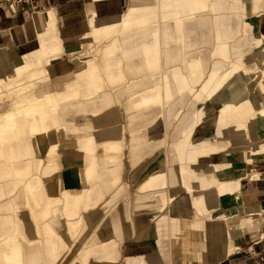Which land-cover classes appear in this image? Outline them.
Listing matches in <instances>:
<instances>
[{
	"label": "bare ground",
	"instance_id": "1",
	"mask_svg": "<svg viewBox=\"0 0 264 264\" xmlns=\"http://www.w3.org/2000/svg\"><path fill=\"white\" fill-rule=\"evenodd\" d=\"M95 1L101 2L100 0ZM209 1L145 0L139 4H129L123 11L115 15L99 17L94 12H86L85 17L80 21V35L67 41L69 54L85 55L89 51L94 53L100 59L102 72L112 80H119L124 73L132 78L144 74L131 87L148 90L140 100H131L126 104L129 111L138 106L146 109L133 118L135 122L142 120L147 125L152 123V127H154L157 121L153 119L149 108L159 107L161 104L167 106L179 99L182 93L189 92L195 87H199V93L210 99L214 108L220 112L208 120L213 125L212 134L192 143L195 162H190L191 166L180 168L176 184H173L167 177L165 154H157L155 149L160 137H163L164 141V125L159 133V130L152 131L151 136L155 137L148 140L134 136V130H131V136L134 137L131 145L132 164L140 165L146 158L154 154L137 173L146 176L144 182L140 184V190L153 191L139 196L140 198L136 200V208L140 215L136 222L137 240L127 248V251L134 253L137 249L149 248L147 251L140 250L143 251L142 257L137 264H182L186 258L176 249L177 237L181 235V232L185 234L184 236L195 235L205 243L210 240H215L217 243L232 241L242 234L244 224H249L250 220L242 219L237 214H229L228 209L231 206L239 208L242 205L248 208L250 207L249 200L258 197L257 191L253 188L252 178L244 176L246 174L245 167L243 169L242 166V170L239 172L242 180L238 182V178L232 179V174L221 171V167L216 165V156L214 159L211 154L227 147L233 155L235 153L241 155V152L244 154L247 152L256 153L258 150L264 149V143L254 145L249 149L242 145L236 131L231 135L227 132V127L234 124L237 113L244 118L251 111V102L248 101L250 107L246 108L244 104L240 103L248 96L246 91L248 79L253 80L248 83V87H251L252 91L257 84L264 82V59L259 63L262 65L259 69L261 72L251 75L252 71H248L243 63L246 50L231 46L232 36L236 33L235 28L230 25L235 26L236 23H239V18L221 14V11L232 7L244 10L247 0H236L234 5L230 3V0H213L208 6ZM209 10L218 13L215 16L218 26L215 39L212 35V19L208 16ZM42 16L44 20L42 18L39 20L42 19L45 28L35 33L36 48L11 57L6 48L0 45V80L6 82L7 79H13L6 83L11 85L10 93L14 95L12 107L0 113V156L21 158V155H34V152L42 149L43 144L47 143L54 134L45 136L48 134L47 126L52 121L63 123L62 111L75 110V115L76 113L81 114L78 118L82 119V124L59 126L63 131H69L66 166L74 169V177L62 181L59 186H75L80 183L81 176L86 182L94 179L93 162L82 161L77 150L87 154L94 152L92 133L96 132L91 131V126L96 121L110 119L108 112H102L110 105V95L107 92L101 93L84 104L79 102L74 94L79 86L77 80L72 79L73 72H71L70 78L62 81L61 90L43 91L38 94L40 86L50 81L49 65L51 61L58 59L61 55L56 11L46 9ZM259 21L260 19H256V22ZM254 36L257 41H261L264 34L256 32ZM90 39L93 42L86 50L83 43ZM97 42H100L99 44L103 42L99 50L95 49ZM29 55L34 56L35 60L28 62L23 58ZM90 63L87 61L78 66V71H81L84 78L93 77V67L96 66ZM253 64H249V67ZM21 74H23L22 77H20ZM3 82L0 81V85ZM224 91L229 94V102L221 107L218 100ZM15 92L19 95L17 101H15ZM86 105L89 107L88 112L83 109ZM238 105L243 107L241 112L233 110ZM160 117H163V111ZM76 118L77 116L70 118L71 122L78 121ZM107 120L98 126L106 125ZM262 121L264 122V111H260L256 119L247 121V126L251 128L256 122ZM100 129H97V134L100 133ZM107 134L108 132H104V135ZM43 136H45L44 139L41 138ZM180 149L181 146L175 152ZM109 151L108 148H105L104 157L107 163H110V158L107 155ZM52 158L53 154H50L48 161L43 166L46 171L51 173L54 171ZM253 161L252 159L244 160L249 167ZM19 163L16 167L17 175L28 174L30 162L20 161ZM113 180L116 183L118 177L114 176ZM36 181L40 182L39 179ZM100 182L105 186V182ZM231 183H238L237 190L235 192L224 191ZM210 187H216L213 189H217V191H206ZM196 189L199 190L196 191ZM33 190V186L25 184L24 192ZM218 195L222 200L221 203L219 202L222 207V211H220L222 215L198 219L195 222H192L193 217H191L188 220L189 225L185 228H178L174 223L175 212L179 211L173 206L177 196L193 200L192 202L199 199L200 203L210 201L213 206H216ZM63 198L66 201V209L69 202H72L75 215L83 195L75 189L71 195L63 194ZM168 203V209L165 211ZM18 205L19 202L16 201V226L20 222L27 230L30 225V231H34L33 217L28 222L23 220L21 218L23 210L19 209ZM33 205L40 204L34 201ZM48 205L51 204L48 203L42 214H39L38 221H44L46 217L50 216L51 207ZM10 209L7 208V210ZM203 209L205 211V208ZM17 218H19V222L16 221ZM3 221L5 235L11 234L13 222L8 218ZM108 227H114L115 230L106 233V238L120 231V225L115 218L104 222V228L108 229ZM44 231L51 232L48 226L44 227ZM151 231L156 236L158 251L148 244ZM99 238L102 239L103 235H100ZM224 243L222 242L217 247H222ZM63 247L64 243L61 240L55 241L49 251V258L55 261L57 252L61 251ZM23 249L24 246L21 243L11 238L6 247L0 248V264H25L27 260ZM32 249L36 252V247ZM98 251L99 259L96 262H92L94 258V252H92L81 257L83 264H114L118 260L116 247L113 243L101 245ZM232 253V249L225 250L226 257H230ZM36 259H38L37 256L33 258L34 264L37 262ZM188 261L190 264H201L193 250L190 251ZM75 264H80L79 260H76Z\"/></svg>",
	"mask_w": 264,
	"mask_h": 264
},
{
	"label": "crops",
	"instance_id": "2",
	"mask_svg": "<svg viewBox=\"0 0 264 264\" xmlns=\"http://www.w3.org/2000/svg\"><path fill=\"white\" fill-rule=\"evenodd\" d=\"M100 1L101 2H94V0H31L29 4L17 9L15 13L10 12L6 8H1L0 45L6 48L8 55L11 57L27 53L30 50L36 48L37 44L35 33L42 31L45 28V24L41 20L43 19L42 15L47 8H53L56 11L57 26L60 31V37L64 40V42L67 43L69 39H75L80 35V21L85 17L86 12H94L99 17L115 15L123 11L125 6L133 3L139 4L145 0ZM261 11L262 13H264V8ZM39 18L42 19L39 20ZM247 21L236 23V25L234 26L236 33L234 34V45L237 48H243L246 50L243 56V63L246 65L248 71H255L258 68L260 61L264 59V40L257 41L255 39L254 35L256 33V26L253 22L248 23ZM262 30L264 32V20ZM70 58L71 56L67 53L63 57L51 61L49 65L50 81L40 86L38 94L43 91L61 90L62 81L70 78V74L74 69L73 61ZM251 63L254 64L253 66L249 67V64ZM143 75L144 74H142V76ZM142 76L138 75L135 78H132L128 77L124 73L119 80H112L106 74L101 72L98 67H93V77L88 79L79 76L77 78L79 87L76 90V98L79 102L84 104L86 101L91 100L96 95L106 92L111 93L115 105L119 107V109L123 113L122 116L124 117V127L122 125L123 130H125L124 141L117 139L119 136L114 138H112L111 136L110 138L109 135L108 137H101L100 140L96 139V137H93L94 152L92 154H87L77 150L82 161L93 162L95 176L94 179H92L90 182L83 181L81 176L80 183L76 184L75 186H59L62 181L69 180L74 177V169L66 166L69 150L67 134L59 136V148L55 149V147H53V150L50 152H48L47 150L46 152L39 154V156L37 157L29 156V158H27V161L30 162V165L31 161L33 165L29 167V178L26 180L25 184L33 186L34 190L31 192L25 191L26 199L21 204V208L26 209V207H28L30 210H23L21 218L23 220H28L33 217L35 221V230L15 232V241L21 243L24 246V255L27 260L25 264H34L33 258L35 256L38 257L35 264H58L60 261V264H75L76 260H79L80 264H83L81 259L83 255L94 252V257L98 256L99 247L103 244L108 243H113L115 245L117 255L119 257V248L121 246L120 244H122V241L124 239L130 236V230L124 229L120 221L118 220L120 231L106 238V233H108L109 231L114 232L115 229L114 227H108V229H105L104 225L103 227H101V224L106 220H112L114 217L106 214L100 218V211L104 209V207L108 206L110 201L114 200L120 193V189L124 180V169L123 165L119 163H121V159L124 158V149L126 150V147L124 148V145L126 144H128L126 158L132 159V139L130 136L131 128L132 130H134V136H139L140 138L147 139L148 135L145 134V130L148 127L152 126V123L147 125L146 123L142 122V120L137 122L133 121V118L137 116V114L145 111L146 109L138 106L128 112L126 108V104L129 103V101L135 99L140 100L143 94H145V92L148 90L134 89L131 87L132 84L138 79H141ZM228 95L229 94L226 91H224L220 95L218 101L222 102L219 103L221 107L229 102ZM185 96L186 91L181 94L182 98ZM249 101L251 102L254 111L257 112L261 109H264V82L259 83L256 85V87H254L253 92L249 95ZM148 110H151L153 119L158 122V119L161 116L160 114H162V110L159 107H151ZM185 110L186 109H183V112ZM78 114L79 113H76V115ZM235 116L236 119L234 124L232 123L227 127V132L229 135L233 134V132L236 131V134L241 139L242 145L246 147L264 143V124L257 123L251 128H248L246 119H244L239 113H237ZM133 122L135 123L132 125ZM176 124L177 122H174L172 124L170 128L172 129L171 134L173 133ZM138 129H140L141 132H139ZM212 130V123L210 121H204L197 127L194 134V139H204L205 137H208L212 134ZM119 132L121 134V128ZM171 134L168 132V136H171ZM106 138L110 139L106 140ZM168 138L169 137H167V141ZM61 144H63V147H61ZM105 148H108L110 150L107 153L108 157L110 158V163H107L104 157ZM50 154H53L52 161H55L54 164L52 162V166H57V173L54 175H50L51 173H47L43 168V166L48 161ZM240 154L241 155L235 153V155H233L226 153L223 150H219L211 154V157L214 158L216 156L215 158L217 159L214 158L217 162L216 165L220 166L221 171L226 174H237L242 170V166L243 169L245 167V169L247 170L249 165L248 163H245L244 160L255 159L257 161L256 163H258V160L260 158H263L264 160V149L258 150L256 153L247 152L246 154H244L243 152H241ZM153 155L146 158L142 164L135 165L138 167L133 169L132 173H129L128 181L131 188L138 182L137 178L139 177H137V173H139L143 165L149 159H151ZM36 160H40L43 162L40 168L34 166ZM0 165L2 171L3 169L9 171V168L7 169L6 167H4L1 158ZM251 165H254V163H252ZM262 167H264V164L259 168L263 170L264 168ZM1 168L0 210H2L5 205L12 203V200L15 198L16 194L15 185L12 187L13 182L11 181V179L7 176L5 178L3 177ZM48 176L55 177V182L51 184L50 178H47ZM114 176L118 177V181L116 183L113 180ZM37 179H39L40 182L36 181ZM100 181L105 182V186H103ZM237 186L238 183H231V185L228 188L224 189V191L235 192L237 190ZM253 188L258 193L257 204L264 206V181L255 182ZM75 189L78 193H81L83 195V198L77 206V211L74 215L75 211L73 210L71 201L69 202L70 204L66 209V201L63 198V194L71 195L72 191H74ZM111 191L112 193L109 197L107 194ZM34 201H36L40 205H33ZM48 203L51 204L48 205L49 207H51L50 216L46 217L44 221H38L37 217L39 216V214H42L43 208H45ZM176 203H178V201ZM176 203H174V207ZM37 207L41 209L37 210ZM202 207L207 209V211L205 210L204 212L205 216L211 217L222 215L219 206H213L210 201H204L199 206H196L191 202L188 203L186 209L181 212L182 214H178L177 217H187L191 215V213H193L195 210H197L198 208L201 209ZM258 210L259 206L257 205L256 211ZM235 213L236 212H232V214ZM10 215V212L5 213L0 211V218L2 219L10 217ZM45 226H48L51 232H45ZM89 228L95 231L93 239L94 241L87 246L90 248L88 249V251H85L87 247H85L86 245L82 244V246H80V249L76 250V245H78L79 242L83 241V231H86ZM125 233H127L128 235H126ZM241 233L242 234L237 236L235 239H232V241H227L226 243H224L222 247H217V244H214V246L208 245V242H203L195 235L178 236L176 249L181 252L186 258L182 264H190L188 261V256L190 254V251L192 250L196 252V256L198 257L199 262L201 261L198 255H201V253H197L202 251H209L210 264H264V216L260 219L259 223L245 225L242 228ZM4 234L5 232L0 230V248L3 245L1 241L3 240ZM42 234H46V240L44 241L41 240ZM100 235H103L102 239L99 238ZM154 237L155 250L158 251L156 236L154 235ZM57 240H61L64 243V247L61 251L57 252V259L55 261H52L49 258V251L53 243ZM132 244L133 243L125 244V250L120 264L130 263L133 256L137 255V253L129 254L127 251V248ZM33 247H36V252L34 251V249H32ZM182 247L186 249V252L182 250ZM228 249L233 250V253L230 257L225 256V250ZM63 254H65V257L62 259ZM220 255H223L222 258H224V260L219 258ZM117 263L118 260L114 264Z\"/></svg>",
	"mask_w": 264,
	"mask_h": 264
},
{
	"label": "rangeland",
	"instance_id": "3",
	"mask_svg": "<svg viewBox=\"0 0 264 264\" xmlns=\"http://www.w3.org/2000/svg\"><path fill=\"white\" fill-rule=\"evenodd\" d=\"M213 0H210L207 5H211V2ZM236 0H230V3L232 5H234ZM264 8V0H247V2L245 3V9L244 10H240L237 9L235 7H232L226 11H221V14L224 16H232V17H238L239 18V23L243 22V21H247L248 23L253 22L256 26V32H259L260 34H264L262 27H263V18H264V13H262V9ZM47 9H51L54 10L53 8H47ZM218 13L214 12L213 10H209L208 12V16L212 19V35L213 38H216V34L218 33V26H217V22L215 21V16H217ZM256 19H260L259 22H256ZM199 26V25H197ZM232 28H234V25L231 24L230 25ZM234 39L235 36H232V44L231 46L233 48H237L233 43H234ZM60 42L59 44L61 45L60 51H61V55L59 58L63 57L65 54H69L67 46L68 43L64 42V40L60 37L59 38ZM262 40H264V37L262 38ZM93 41L92 39L88 40L87 42L83 43V47H85L86 50H88V46L89 44H91ZM100 42H97L95 49L99 50L101 48V45L103 44V42H101V44H99ZM87 52V51H86ZM71 56V60L73 61L74 64V69H73V75H72V79H76L80 76V77H85L84 75H81V71H78V66L82 63H85L87 61H90L92 65L98 67L100 69V71L102 72V65L100 62V59L92 52H88V54L85 55H78V54H69ZM23 58L26 59V61L28 62H32L35 60L34 56H24ZM58 58V59H59ZM217 59V57H215ZM57 60V59H56ZM215 60V59H214ZM16 64V63H15ZM262 65H259L257 70L252 71L251 75H255L256 72H261V70L259 71V69H261ZM23 74L20 75V77H22ZM16 79V76H15ZM13 79H7L6 82H10ZM1 82H3L2 80H0ZM252 79H248L246 81V91L248 92V96L246 97V99H244V101H241V105L244 104L245 108L246 107H250L249 106V95L253 92L251 90V87H248V83L252 82ZM6 82H3L2 85H0L1 88V92H0V113L9 110L12 107V104L14 102V95H12L10 93V90H12V88L10 87L11 85H7ZM6 87H10V88H6ZM75 97H76V90L74 91ZM110 95V105L107 109L102 110V112L104 113H109L108 118H110L109 120H107V124L103 125V126H98V124H103L105 122V120H100V121H96V123H94L91 127H92V132H96V133H92L93 137H96V139L100 140L101 137H109L114 138L119 136L117 139L124 141V134H125V130H123L124 127V117L122 116L123 113L121 112V110L119 109V107L117 105H115L112 94L108 93ZM5 97V98H4ZM225 97V96H222ZM19 95L17 94V92H15V101L19 100ZM184 98V99H183ZM180 97L179 99L173 101L172 103H170L167 106H163L162 104L159 105V107L161 108V110L163 111V117H164V123H163V117H159L158 119V124H156L154 127H148L145 130V134H147V139H153L155 136H151L150 133L154 130H159L158 133L160 132L162 126L164 125V141L162 140L163 137L159 138V141L157 143L156 146V153L157 154H165V159H166V172H167V177L169 178V180L173 183L176 184L177 183V179L179 176V171L180 168H184L187 166H191L189 165L190 162L193 163L195 162V157L193 155L192 152V143L194 141H196L194 139V134L195 131L197 129V127L199 125H201L204 121H208L210 119H212L216 113H220L218 109H215L214 106L212 105V102L210 101V99H208L207 97L203 96L201 93H199V87H195L193 88V90H190L189 92H186V96L185 97ZM183 99V100H182ZM250 102V101H249ZM187 105H186V104ZM218 103H222V102H218ZM185 104V105H184ZM184 105V106H183ZM157 106V105H155ZM183 107V108H182ZM182 108V111H181ZM66 109V108H65ZM83 109L88 112L89 111V107L88 105L84 106ZM183 109H186L183 112ZM233 110H237L240 111L243 110V107L241 108L240 105L236 106L235 109ZM245 110V109H244ZM128 112H130L127 109ZM260 111H264V109H261L259 111H254L253 107L251 109V111L249 113H247V115L244 116V119H246V121H251L252 119H256V117H258V114ZM75 110H71V111H62L61 113V118L63 120V123H56L55 121H52V123L49 124V126H47L48 128L46 129V132H48L47 135H51V133H54L52 138H50V140L43 144V148L39 149L37 151L34 152V155H21V158L15 157V158H11L12 156H9L8 158L4 155L0 156V158L3 161V165L4 167H6L8 170H4L2 171L1 165V172L3 173V177L5 178L6 176L9 177L11 179L12 183V187L15 185V190H16V194H15V198L12 200L13 202L10 204H7L4 206V208L2 210H0L1 212H5L8 213L10 212L11 215L10 217H8L9 220H11L13 223V231L11 232V234L9 235H5L3 237L2 242V247L4 248L7 246L8 241L11 238L15 239V232H22L27 230L25 228V226L23 227L21 225V223L19 222V218L16 219L17 222H19V226L15 224V208H17L15 206L16 201L19 202L18 208L24 211H29L30 209L28 207H26V209L21 208V204L25 201L26 199V193L24 192V184L26 183V180L29 178L28 174H18L17 175V171L18 170L16 167L20 164V161H27V158H29V156H39V154L44 153L48 150V152L53 150V147L59 148V136H62L64 134H69V131H63L61 127L59 126H63L64 125H79L82 124L80 118H78V116H80L81 114L75 115ZM111 113V115H110ZM161 115V114H160ZM159 115V116H160ZM77 116V120L76 122H71L70 118H75ZM68 117H70L68 119ZM122 119V120H121ZM122 121V122H121ZM174 122H177L175 129L172 132L171 126ZM259 122H256L255 124H257ZM262 124H264V122H260ZM123 125V127H122ZM158 125V126H157ZM101 128V129H100ZM121 128V134L119 132ZM100 129V133H98V130ZM153 129V130H151ZM170 129V130H169ZM132 130V129H131ZM139 132H141L140 129H138ZM151 130V131H150ZM63 131V132H62ZM104 132H108L107 135H104ZM168 132L171 134V136H168ZM120 134V135H119ZM130 134L132 135V133L130 132ZM157 134V133H156ZM130 135V136H131ZM41 137L42 139H44V137ZM146 136V135H144ZM99 137V138H97ZM167 137L168 141H167ZM110 138H106V140H109ZM134 137L131 136V139H133ZM23 140V139H22ZM21 140V141H22ZM30 140V139H29ZM161 140V141H160ZM133 144V143H132ZM181 146V149L178 152H175L176 149H178ZM61 147H63V144H61ZM126 147V150L124 149V158L121 159V165H123V183L120 189V193L119 195L112 201H110L109 205L104 207V209H102L100 212V218L103 217L106 214H109V216L114 217L117 221L119 220L121 225L123 226L124 229L130 230V236L127 237L126 239H124L122 241V244H120V254L118 257V263L120 264L122 261V257H123V253H124V247L125 244L127 243H134L137 240V232H136V222L137 219L140 217V215H138V211L136 208V200H138L140 197L139 196H144L148 193H152L153 191H140V184L142 182H144V178L146 176L144 175H139L137 177L138 182L131 188L129 185V173H132L133 169H135L138 166H135L132 164V159H127L126 158V154H127V148H128V144L124 145V148ZM249 149L252 146H247ZM130 148V146H129ZM219 150H223L226 153L232 154V152L230 151L229 147L224 148V149H219ZM218 150V151H219ZM198 159L196 158V161ZM35 162V161H34ZM55 162V161H54ZM53 162V164H54ZM257 161L254 159V161L252 163H254V165H251V167H248V169L246 170V174L244 176L252 178L253 180V185L255 182H259V181H264V169L261 170V167L264 164V160L263 158H260L258 160V163H256ZM42 161L40 160H36V162L34 163V166L37 168H40L42 165ZM249 164H251L249 162ZM31 165H33L32 161H31ZM30 165V166H31ZM54 171L53 173L46 171L47 173H51L50 175H54L57 173V166H53ZM258 168V169H257ZM264 168V167H262ZM122 170V167H121ZM122 172V171H121ZM64 173V172H63ZM128 173V174H127ZM65 174V173H64ZM213 176V175H212ZM47 178H50L51 184L55 182V177H50L48 176ZM238 178V182H241L242 180V176H239V173L237 174H232V179ZM168 188V187H166ZM216 188V187H213ZM212 187H210L209 189H207L206 191H217V189H213ZM199 189H196V191H198ZM51 191V190H50ZM167 191V190H164ZM111 192H109L107 195L110 197L111 196ZM51 194V193H50ZM224 199H227V197H224ZM257 200L258 197L254 198V199H250L249 200V204L250 207L246 208L244 205H242V207H234L231 206L228 209V213L232 214V212H236L235 214L240 215V217L242 219H249V224H255V223H259L260 219L264 216V206L263 205H259L257 204ZM178 201V203H176ZM193 200H190L188 198H181L179 196H177L174 199V203H176L175 207L177 208V210L175 212V219H174V223L177 225L178 228H185L187 227L188 224V220H190L191 217H193V221L195 222L198 219H203V218H207L209 216H205L204 215V209L203 208H198L197 210H195L193 213H191V215L187 216V217H177L178 214H182L181 212L186 209L188 203H194L196 206H199L200 203V199L199 200H195V202H192ZM217 202L218 204L216 206L220 207V211H222V207L220 205V203L222 202L221 197L218 195L217 197ZM220 202V203H219ZM26 203V202H25ZM29 205V202H28ZM257 205L259 206V210L256 211V207ZM169 203L166 205L165 207V211L168 209ZM7 208H11L10 210H7ZM31 208V207H30ZM37 210H40L41 208L37 207ZM44 209V208H43ZM207 211V209H205ZM234 214V215H235ZM233 215V214H232ZM17 217V216H16ZM143 218V217H141ZM4 219L0 218V230L4 232L3 230V221ZM25 221L28 222L27 219H24ZM21 221V220H20ZM249 224H244L245 225H249ZM104 222L101 224V227H103ZM29 226V230H30V225ZM243 226V227H244ZM26 232V231H25ZM84 236H83V241L79 242L78 245H76V250L80 249V246L86 245L85 247H87L88 245H90L91 242H93L94 240V233L95 231L92 230L91 228L87 229L86 231H83ZM126 235H128L127 233H125ZM185 234H183L181 232L180 236H184ZM19 236V235H18ZM46 234H42L41 236V240H46ZM25 239V238H24ZM150 243H148L151 247H153L155 249V237H154V233L151 232L150 234V239H149ZM224 243L225 241H220L219 243H217V241L215 240H210L208 242V245H212L214 246V244L220 245L221 243ZM88 243V244H87ZM215 245V246H217ZM149 246V247H150ZM90 247H87L85 249V251H88ZM140 250H143V248H140ZM139 249L135 250L134 253H137V255L133 256L132 260L130 261V263L128 264H137V262L141 259L142 257V252L143 251H147L149 250V248L144 249L143 251H140ZM182 250L184 252H186V249L184 247H182ZM201 261V264H210V258H209V251H202V252H198L197 254ZM75 254V252H74ZM131 254V253H129ZM231 256V255H230ZM65 257V254L62 255V259ZM94 257V256H93ZM223 255H220V259L224 260V258H222ZM99 258L97 256H95L93 258L92 262H96ZM61 261L58 263L60 264ZM47 264V263H46Z\"/></svg>",
	"mask_w": 264,
	"mask_h": 264
},
{
	"label": "built area",
	"instance_id": "4",
	"mask_svg": "<svg viewBox=\"0 0 264 264\" xmlns=\"http://www.w3.org/2000/svg\"><path fill=\"white\" fill-rule=\"evenodd\" d=\"M31 0H0V9L6 8L10 12L15 13L17 9L27 5Z\"/></svg>",
	"mask_w": 264,
	"mask_h": 264
}]
</instances>
